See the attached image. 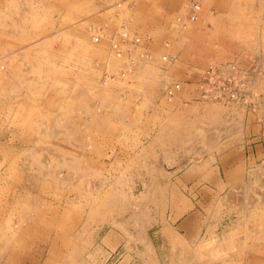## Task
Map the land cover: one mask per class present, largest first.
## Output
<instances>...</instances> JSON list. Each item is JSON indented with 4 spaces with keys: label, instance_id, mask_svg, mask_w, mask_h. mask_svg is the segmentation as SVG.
<instances>
[{
    "label": "rangeland",
    "instance_id": "obj_1",
    "mask_svg": "<svg viewBox=\"0 0 264 264\" xmlns=\"http://www.w3.org/2000/svg\"><path fill=\"white\" fill-rule=\"evenodd\" d=\"M190 1L0 0V264H264V0Z\"/></svg>",
    "mask_w": 264,
    "mask_h": 264
},
{
    "label": "built area",
    "instance_id": "obj_2",
    "mask_svg": "<svg viewBox=\"0 0 264 264\" xmlns=\"http://www.w3.org/2000/svg\"><path fill=\"white\" fill-rule=\"evenodd\" d=\"M200 6L197 1L191 0L189 2V14L187 16L188 20H195L197 18V13ZM121 37L127 38V33L122 32ZM129 37V36H128ZM96 40L97 37H94ZM134 40V41H133ZM137 37L130 38L129 41H133L134 43L138 42ZM117 43L112 40V47L116 48ZM162 60H169L166 56L162 57ZM250 75L244 71L243 69H240L236 67V64H231V62L223 65V66H210L207 71L203 75V79L201 80V83L199 85V88L201 90V96L202 97H209L211 99L219 98L222 94L221 91L223 90L226 94V99L233 98L235 96V93L232 88L227 87L226 83H233L235 84L238 80L242 82L241 87H247L248 80ZM177 87V85L175 86ZM225 87V88H224ZM167 95L172 94V88L170 87L166 91Z\"/></svg>",
    "mask_w": 264,
    "mask_h": 264
},
{
    "label": "crops",
    "instance_id": "obj_3",
    "mask_svg": "<svg viewBox=\"0 0 264 264\" xmlns=\"http://www.w3.org/2000/svg\"><path fill=\"white\" fill-rule=\"evenodd\" d=\"M259 94V97L256 96L253 98L255 101L250 104L251 107L244 110V112L247 111V114L244 116L245 118L240 121L241 133L237 136L233 135L241 141L264 143V97L261 96V91ZM248 112H255V114H251L256 116L252 117ZM254 127H258V129ZM246 129L250 130L246 132Z\"/></svg>",
    "mask_w": 264,
    "mask_h": 264
},
{
    "label": "bare ground",
    "instance_id": "obj_4",
    "mask_svg": "<svg viewBox=\"0 0 264 264\" xmlns=\"http://www.w3.org/2000/svg\"><path fill=\"white\" fill-rule=\"evenodd\" d=\"M93 38V37H92Z\"/></svg>",
    "mask_w": 264,
    "mask_h": 264
}]
</instances>
